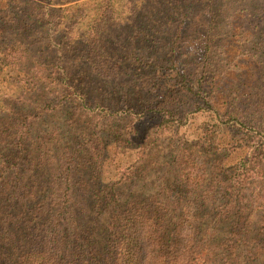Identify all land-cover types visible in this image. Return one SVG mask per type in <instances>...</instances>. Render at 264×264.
Wrapping results in <instances>:
<instances>
[{
    "label": "rangeland",
    "instance_id": "1",
    "mask_svg": "<svg viewBox=\"0 0 264 264\" xmlns=\"http://www.w3.org/2000/svg\"><path fill=\"white\" fill-rule=\"evenodd\" d=\"M18 181L72 214L44 226ZM231 188L237 241L215 220ZM101 193L181 197L212 262L264 264V0H0V264L102 250Z\"/></svg>",
    "mask_w": 264,
    "mask_h": 264
},
{
    "label": "trees",
    "instance_id": "2",
    "mask_svg": "<svg viewBox=\"0 0 264 264\" xmlns=\"http://www.w3.org/2000/svg\"><path fill=\"white\" fill-rule=\"evenodd\" d=\"M247 162L244 160L242 163ZM190 178L187 176L185 181H190ZM18 182L12 186L11 199L20 201L29 197V202L37 204L35 193H30V196L18 193ZM232 191L226 193L229 198L216 212L215 220L218 224L231 223V241H234L244 233L247 222L244 219L246 210L234 203L236 196ZM50 196L49 204H37L32 216H44L54 211L44 226H47V221L59 226L62 219L72 214L74 193L66 189ZM107 198L103 193L95 194L93 207L100 213L108 210L111 216L106 246L102 250L93 249L92 253L85 255L75 248L67 254L50 244V240L41 249H38V244L31 246L19 256L16 264H216L211 261L213 252L207 253L208 248L197 240L195 221L198 216L189 204H182L183 198L172 202L160 194L137 200L126 207L117 206L114 202L104 205ZM224 264H230V261Z\"/></svg>",
    "mask_w": 264,
    "mask_h": 264
}]
</instances>
